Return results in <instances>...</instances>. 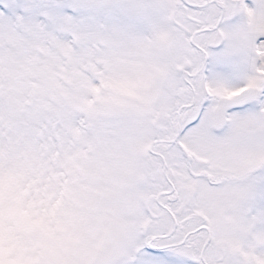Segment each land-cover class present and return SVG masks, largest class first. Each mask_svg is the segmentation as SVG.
Returning a JSON list of instances; mask_svg holds the SVG:
<instances>
[{
  "label": "rangeland",
  "instance_id": "374dc122",
  "mask_svg": "<svg viewBox=\"0 0 264 264\" xmlns=\"http://www.w3.org/2000/svg\"><path fill=\"white\" fill-rule=\"evenodd\" d=\"M263 39L264 0H0V264H264V97L213 114Z\"/></svg>",
  "mask_w": 264,
  "mask_h": 264
},
{
  "label": "water",
  "instance_id": "95a60500",
  "mask_svg": "<svg viewBox=\"0 0 264 264\" xmlns=\"http://www.w3.org/2000/svg\"><path fill=\"white\" fill-rule=\"evenodd\" d=\"M257 91L258 87L248 86L234 96L221 97L214 110L216 127L221 128L222 125L225 124L226 115L230 109L243 106L249 101H252L255 98Z\"/></svg>",
  "mask_w": 264,
  "mask_h": 264
},
{
  "label": "flooded vegetation",
  "instance_id": "af4514ba",
  "mask_svg": "<svg viewBox=\"0 0 264 264\" xmlns=\"http://www.w3.org/2000/svg\"><path fill=\"white\" fill-rule=\"evenodd\" d=\"M192 78H193V77H192ZM185 83H186V82H185ZM184 86H185V87H189V86H187V85H185V84H184ZM185 87H184V88H185ZM197 91H198L197 88L193 87V90H192V96H191L192 101L197 102ZM186 93H187V92H186ZM186 93H185V94H186ZM167 141H169V139H168ZM164 152H165V151H164ZM154 153H158V152H154Z\"/></svg>",
  "mask_w": 264,
  "mask_h": 264
},
{
  "label": "bare ground",
  "instance_id": "6f19581e",
  "mask_svg": "<svg viewBox=\"0 0 264 264\" xmlns=\"http://www.w3.org/2000/svg\"><path fill=\"white\" fill-rule=\"evenodd\" d=\"M259 48L261 49V50H264V39L263 40H261V42H260V44H259ZM263 69H264V63H263ZM201 120V119H200ZM199 120V121H200ZM198 121V122H199Z\"/></svg>",
  "mask_w": 264,
  "mask_h": 264
}]
</instances>
